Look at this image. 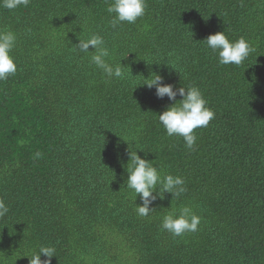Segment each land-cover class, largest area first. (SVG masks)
I'll return each instance as SVG.
<instances>
[{"label": "trees", "instance_id": "16d2710c", "mask_svg": "<svg viewBox=\"0 0 264 264\" xmlns=\"http://www.w3.org/2000/svg\"><path fill=\"white\" fill-rule=\"evenodd\" d=\"M111 2L0 8V28L18 36V71L0 81V197L10 208L0 262L30 264L26 256L54 246L52 264H264V0H147L142 18L116 28ZM223 31L255 49L242 65L219 64L204 42ZM94 33L110 62L129 67L124 79H106L74 49ZM152 74L199 87L215 110L193 150L160 124L175 102L141 86ZM124 140L187 192L165 193L138 216ZM172 201L177 214L188 206L202 217L196 232L162 230Z\"/></svg>", "mask_w": 264, "mask_h": 264}, {"label": "clouds", "instance_id": "9594fccd", "mask_svg": "<svg viewBox=\"0 0 264 264\" xmlns=\"http://www.w3.org/2000/svg\"><path fill=\"white\" fill-rule=\"evenodd\" d=\"M30 2L31 0H0V8L11 11L21 6L26 8ZM147 7V0H112L106 9L112 16L110 26L116 28L125 22L135 24L146 14ZM27 31L30 33L31 30ZM17 41L18 36L15 32L0 28V81L8 80L18 71V65L12 55ZM204 42L213 54H218V61L221 65L240 66L255 51L251 43L244 37L230 41L226 31L210 35ZM90 47L94 51L90 52ZM74 49L89 55L90 63L102 70L106 79L125 78V69L129 67L123 66L121 62H110L112 53L106 46L103 36L94 33L88 38L79 37V43L74 46ZM163 80L161 75L152 74L149 78H144V83L141 86H147L149 89L155 87L158 98L163 99L167 96L170 101L175 102L158 116L159 122L169 137L174 135L182 137L186 147L193 150L198 138L195 130L207 127L215 119V110L208 106V101L199 87L193 84H189L187 87H176L172 84H164ZM177 96L182 97V100L177 101ZM42 156L43 153L37 151L34 154V159H40ZM129 156L130 163L126 166L129 174L126 180V189L134 193L135 211L138 216L149 217L150 213L155 211L150 206L157 198L163 200L165 193L171 194L174 201L187 192L185 180L181 176L162 175V169L155 166L154 161L141 158L138 152L131 151L130 145ZM138 196L142 200V205L136 203ZM173 201L171 211L163 216L162 230L168 231L174 237L183 236L188 232H196L202 217L188 206L181 207L177 214ZM9 211L10 208L5 199L0 197V219L4 218ZM42 256L47 259L42 260ZM26 257L29 258L30 264H52V258L56 257V248L41 246L37 253ZM5 259L7 258L5 257Z\"/></svg>", "mask_w": 264, "mask_h": 264}]
</instances>
